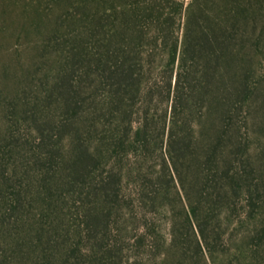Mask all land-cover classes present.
Returning a JSON list of instances; mask_svg holds the SVG:
<instances>
[{
  "label": "trees",
  "instance_id": "obj_1",
  "mask_svg": "<svg viewBox=\"0 0 264 264\" xmlns=\"http://www.w3.org/2000/svg\"><path fill=\"white\" fill-rule=\"evenodd\" d=\"M30 4L23 26L34 21L40 49L62 64L52 97L66 116L58 132L70 135L65 185L98 198L93 226L114 216L120 234L128 218L132 248L159 250L160 264H257L221 254L219 230L241 200L240 216L257 207L248 137L262 107L264 0Z\"/></svg>",
  "mask_w": 264,
  "mask_h": 264
},
{
  "label": "rangeland",
  "instance_id": "obj_2",
  "mask_svg": "<svg viewBox=\"0 0 264 264\" xmlns=\"http://www.w3.org/2000/svg\"><path fill=\"white\" fill-rule=\"evenodd\" d=\"M31 1L0 0V264H160L159 250L132 248L129 239L137 228L132 221L126 218L120 234L114 216L109 227H94L89 211L98 198L65 185L70 135L58 132L66 116L52 97L62 64L40 49L34 21L23 26L30 19ZM175 1L187 6L192 0ZM255 52L262 107L248 140L257 170V207L240 216L249 200L237 204L236 212H230L234 223L219 230V250L240 262L256 255L257 264H264V41ZM75 69L78 89L85 71L82 63ZM170 217H158L160 242L168 238Z\"/></svg>",
  "mask_w": 264,
  "mask_h": 264
}]
</instances>
